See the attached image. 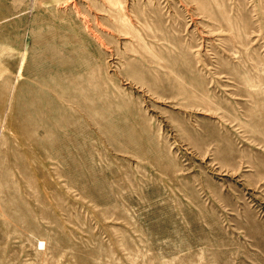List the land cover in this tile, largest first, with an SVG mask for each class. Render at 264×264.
I'll return each mask as SVG.
<instances>
[{"label":"rangeland","instance_id":"1","mask_svg":"<svg viewBox=\"0 0 264 264\" xmlns=\"http://www.w3.org/2000/svg\"><path fill=\"white\" fill-rule=\"evenodd\" d=\"M0 264H264V0H0Z\"/></svg>","mask_w":264,"mask_h":264}]
</instances>
